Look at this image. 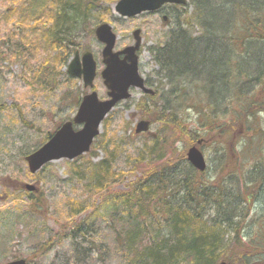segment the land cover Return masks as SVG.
I'll return each mask as SVG.
<instances>
[{"label": "trees", "instance_id": "1", "mask_svg": "<svg viewBox=\"0 0 264 264\" xmlns=\"http://www.w3.org/2000/svg\"><path fill=\"white\" fill-rule=\"evenodd\" d=\"M72 1L18 0L17 6H9L1 12L0 61L8 58L23 62L27 84L44 92L59 87L64 77L67 89L60 101L71 102L76 112L86 92L77 86L79 79L67 71L77 45L76 40L63 33L69 20L66 9L71 7L66 6ZM76 3L84 4L88 11L96 4L95 0H76ZM189 8L192 9L190 12ZM161 13L167 15L165 25L171 29L164 43L152 52L160 73L168 81L164 88L174 92L181 107L186 105L202 114L211 107L206 104V99H228L229 105L234 95L240 97L249 89L250 80H259L263 76L264 50L254 53L251 46L264 44V0H188L185 5L167 4ZM97 16H102L104 21L102 12ZM5 24H11V33L6 38L2 30ZM14 24H18L15 29ZM247 58L252 60L248 68L247 63H243ZM254 65L261 69L255 78L248 74L252 73ZM200 78L202 85L199 84ZM205 81L210 83L209 87ZM191 85L195 86L194 90L204 88L206 95L202 100L189 97L191 90L188 87ZM162 88L159 84L154 95H142L135 105L136 117L148 119L152 125L161 123L168 131L164 135L161 131L154 132L156 136L148 134L136 156H128L133 168L141 169L143 174L126 190L114 189L122 180L123 173H118L115 154L105 133L96 140L106 151V156L100 158L91 149L74 160H68L72 173L88 197L68 201V221L75 220L76 223L77 218L87 212L89 216L74 227L85 237L89 234L88 227H93L96 220L105 222L114 232V247L124 258V264H218L222 261L228 264H264L263 243L253 244L254 240L244 235L242 228V225H248L246 219L254 207L250 198L256 200L264 190L262 165L260 162L253 164L249 176L258 178L252 192L257 191V187L258 191L247 198L242 192L232 191L229 186L226 188L224 182L217 185L208 181L205 176L208 168L197 170L185 156L187 149L200 141V133L184 123L177 110L160 104ZM224 91L228 94H223ZM199 105L202 109L197 108ZM254 106L251 103L245 112L248 113L247 118L256 114L252 111ZM70 119L71 116L66 120ZM211 121L214 120L207 122L206 136L213 130ZM63 122H57L53 130L46 133L43 142ZM226 127L227 123L216 127L221 136L217 141L224 144L225 151L232 140ZM131 132L137 135L134 128ZM242 138H248V135L240 134L231 148L235 149ZM180 140L185 141L184 146H180ZM97 143L94 142L92 148L99 149ZM96 193L104 194L100 207L91 202ZM31 195L29 207L35 212L34 209L43 207L45 201L42 196ZM258 229L264 227L260 225ZM231 233L233 236L229 239Z\"/></svg>", "mask_w": 264, "mask_h": 264}, {"label": "rangeland", "instance_id": "2", "mask_svg": "<svg viewBox=\"0 0 264 264\" xmlns=\"http://www.w3.org/2000/svg\"><path fill=\"white\" fill-rule=\"evenodd\" d=\"M16 1L18 2V0H0V13L9 6H17ZM95 2L94 8L89 11L87 6L76 3V0L67 3L66 6L71 7L66 9L69 20L67 19L68 25L63 28V33L77 42L71 58L75 56L76 51L83 53L91 50L100 63L94 86L85 87L82 79L78 80L77 86L86 93L96 90L101 99L107 98V88L100 74L104 68L103 44L97 39L95 31L93 32L99 24L102 22L112 24L118 36L117 49L134 43L133 31L141 29L140 71L149 86L155 88L160 84L163 87L160 89L162 92L160 104H164L168 109L177 110L182 115L184 123L200 133L199 146L208 163L205 175L208 181H214L217 185L224 182L226 188L229 186L232 191L242 192L245 198L251 193L256 194L258 187L257 191L252 192V190L258 178L249 174L253 171L251 169L256 162H260L264 171V74L259 80H250L249 89L240 97H236L232 91L234 96L229 105L228 99L215 101L206 99V104L211 106L207 109L210 114L195 112L186 105L181 107L178 97L176 99L174 97V92L164 88L166 87L164 83L168 81L160 73V66L155 63L152 52L164 43L171 29L165 25L163 14L146 12L125 18L115 10L119 0H95ZM188 10L190 12L192 9ZM98 12L104 14V21L101 19L102 16H97ZM181 12L185 11L181 10ZM17 25H13L14 29ZM3 29L6 38L11 33V24L10 26L5 24ZM71 30L74 33L70 34ZM251 48L254 53H262L264 44L252 45ZM263 68L264 66L261 69ZM261 69L254 65L252 73L248 74L255 78ZM26 75L23 62L8 58L0 61V264H6L17 258H26L30 264H124V258L114 247V232L105 222L96 220L93 227H88L89 234L85 237L74 227L80 220L89 216L87 212L79 216L76 223L75 220L68 221V201L87 197L81 182L72 173L70 161L56 160L49 163L44 170L34 175L30 174L26 156L44 144L46 133L53 130L57 122L66 121L69 116L73 118L76 112L73 111L71 102L69 104L60 101L62 93L67 89L64 77L61 78L59 87L44 92L31 88L25 81ZM199 82L201 84V78ZM205 84L209 87L210 83L207 81ZM194 88V85L188 87L191 90L189 97L202 100L206 95L205 91L202 88L195 90ZM142 95V91L134 89L132 98L117 105L107 117L109 121L106 123V119L102 123L101 133L97 139L100 140L105 133L109 147L115 154L118 173H123L122 180L114 186L115 191L126 190L143 174L141 169L133 168L128 157L136 156L149 136L147 133L133 135L131 132L140 120L136 117L138 111L135 105ZM251 103L255 104L252 111L256 114L247 118L248 113L245 112H248ZM201 105L197 108L202 109ZM235 117L237 119L233 120ZM210 120H214L210 123L213 130L206 136L207 122ZM220 123H227V132L232 136L227 151L224 150V144L217 141L221 137L219 130L216 129ZM152 131H161L164 135L168 130L157 122L153 124ZM244 133L248 138H242L235 149L231 148L236 138ZM180 141V146H184L185 141ZM97 145L99 149L93 147L92 153L97 152L100 158L106 156L107 153L100 148L99 142ZM186 154L187 152L185 156ZM26 184L35 185L36 190L30 192L25 187ZM30 193L44 197L45 205L38 210L35 208V212L29 207L32 196ZM103 195V193L93 195L91 202L95 207H100ZM250 201L254 207L249 211L246 219L249 226L242 225L243 234L249 235L254 240L253 244L263 243L264 247V229H258L260 225L264 227V190L258 194L256 200L250 198ZM36 212L39 214L37 215ZM229 236L231 239L233 234ZM43 245L45 247H42Z\"/></svg>", "mask_w": 264, "mask_h": 264}, {"label": "water", "instance_id": "3", "mask_svg": "<svg viewBox=\"0 0 264 264\" xmlns=\"http://www.w3.org/2000/svg\"><path fill=\"white\" fill-rule=\"evenodd\" d=\"M188 0H119L115 5L118 14L125 18H132L144 12H156L166 4L185 5ZM167 23V15L163 16ZM96 36L105 44L103 62L106 65L102 71L104 84L108 90L106 99H101L97 91L83 96L73 119L61 124L59 128L41 147L26 156L31 174H36L50 162L67 159L74 160L88 153L95 139L101 133V126L107 115L122 101L132 97V89H139L147 94H155V90L146 85V80L140 73L139 51L142 46L141 29L133 31L134 43L115 51L118 36L110 23H102L96 28ZM68 73L82 78L85 87H93L97 75V63L92 52L88 51L80 56L79 51L69 64ZM78 126V128H76ZM151 121L142 119L137 122V134L151 131ZM201 141L198 142L200 144ZM188 161L199 171L207 169V161L198 145L189 147ZM30 191L35 185L27 184ZM6 264H28L26 259H17ZM218 264H228L226 261Z\"/></svg>", "mask_w": 264, "mask_h": 264}, {"label": "flooded vegetation", "instance_id": "4", "mask_svg": "<svg viewBox=\"0 0 264 264\" xmlns=\"http://www.w3.org/2000/svg\"><path fill=\"white\" fill-rule=\"evenodd\" d=\"M159 14H161V12H158ZM103 44V43H102ZM104 44H103V49H104ZM103 49H102V62H103ZM116 50L118 51V49L116 48ZM86 51H91V50H86ZM92 52V51H91ZM92 54H93V57H94V59H95V61H96V63H97V76H98V69L100 68V63L98 62V60L96 59V57L94 56V53L92 52ZM103 65H104V68H105V64H104V62H103ZM103 68V69H104ZM103 69L100 71V74H101V76H102V71H103ZM96 76V77H97ZM148 85V84H147ZM149 86V85H148ZM151 87V86H150Z\"/></svg>", "mask_w": 264, "mask_h": 264}, {"label": "bare ground", "instance_id": "5", "mask_svg": "<svg viewBox=\"0 0 264 264\" xmlns=\"http://www.w3.org/2000/svg\"><path fill=\"white\" fill-rule=\"evenodd\" d=\"M251 61H252L251 59L247 58V59H245V60L243 61V63H247V64H246V67L248 68V66H250L249 63H252ZM203 90H204V88H203ZM223 94H225V95L228 94V91H224Z\"/></svg>", "mask_w": 264, "mask_h": 264}]
</instances>
